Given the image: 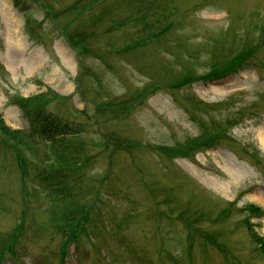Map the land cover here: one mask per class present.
<instances>
[{
    "label": "rangeland",
    "instance_id": "374dc122",
    "mask_svg": "<svg viewBox=\"0 0 264 264\" xmlns=\"http://www.w3.org/2000/svg\"><path fill=\"white\" fill-rule=\"evenodd\" d=\"M19 2L0 264H264V0ZM34 96L77 133L31 135Z\"/></svg>",
    "mask_w": 264,
    "mask_h": 264
},
{
    "label": "trees",
    "instance_id": "16d2710c",
    "mask_svg": "<svg viewBox=\"0 0 264 264\" xmlns=\"http://www.w3.org/2000/svg\"><path fill=\"white\" fill-rule=\"evenodd\" d=\"M14 2L19 6V0H14ZM17 103L25 115V118L29 121V128L33 136L37 134L50 141H55L57 137L77 133L78 131L77 128H74L68 121H64L62 117L48 110L39 96L23 97L22 99H18ZM0 126L7 135H11L13 138H16L17 141L21 129L11 128L4 119L1 111ZM78 129H80V127ZM258 240L261 242L262 246H264V240L261 237H258Z\"/></svg>",
    "mask_w": 264,
    "mask_h": 264
}]
</instances>
